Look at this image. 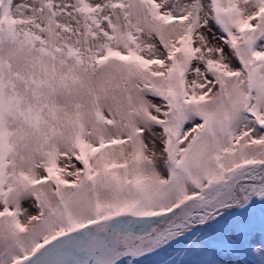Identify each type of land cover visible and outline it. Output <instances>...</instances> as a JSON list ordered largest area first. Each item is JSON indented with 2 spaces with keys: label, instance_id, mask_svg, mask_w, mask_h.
Instances as JSON below:
<instances>
[{
  "label": "snow or ice",
  "instance_id": "snow-or-ice-1",
  "mask_svg": "<svg viewBox=\"0 0 264 264\" xmlns=\"http://www.w3.org/2000/svg\"><path fill=\"white\" fill-rule=\"evenodd\" d=\"M0 264H264V0H0Z\"/></svg>",
  "mask_w": 264,
  "mask_h": 264
}]
</instances>
